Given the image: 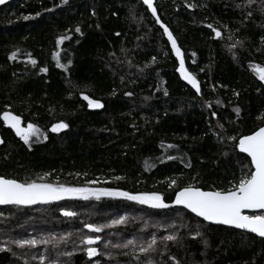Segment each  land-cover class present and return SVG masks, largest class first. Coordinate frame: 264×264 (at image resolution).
<instances>
[{
    "label": "trees",
    "instance_id": "trees-1",
    "mask_svg": "<svg viewBox=\"0 0 264 264\" xmlns=\"http://www.w3.org/2000/svg\"><path fill=\"white\" fill-rule=\"evenodd\" d=\"M156 6L201 92L183 79L180 57L142 0H11L0 7V175L160 192L169 203L189 184L231 190L254 171L238 141L264 126V84L254 67L264 68L260 0L251 6L247 0H157ZM61 36L67 39L61 42ZM236 41L243 46L230 50ZM84 95L103 107L90 108ZM9 110L22 117L23 128L32 123L40 130L28 143L3 121ZM61 120L69 127L51 131ZM171 179L177 183L170 186ZM65 209L77 215L67 217ZM120 216L125 224L99 233L85 227ZM88 235L101 240L82 243ZM169 235L177 239H163ZM153 236L156 251L141 253L139 247ZM33 237L56 239L23 249L12 243ZM130 240L136 243L122 247ZM5 244L16 255L0 252V264H143L149 257L156 264H264V238L210 224L181 207L153 208L120 196L0 206V245ZM87 247L98 254L88 257Z\"/></svg>",
    "mask_w": 264,
    "mask_h": 264
},
{
    "label": "snow or ice",
    "instance_id": "snow-or-ice-1",
    "mask_svg": "<svg viewBox=\"0 0 264 264\" xmlns=\"http://www.w3.org/2000/svg\"><path fill=\"white\" fill-rule=\"evenodd\" d=\"M62 3H67V0H61ZM143 4L147 5L153 15H155L157 23L162 24L164 32L167 34L168 39L171 41L172 48L175 49L177 56L180 57V71L183 75V79L188 81L197 92H200V82L197 80L196 76L191 72L187 71L184 67V59L181 53L180 47L178 46L177 38L174 36L173 32L168 28L167 25L163 24L160 20L159 15H157V8L154 4V0H142ZM256 0H247V6H251ZM5 3V0H0V4ZM261 11H264V0H260ZM194 4H189L188 7H195ZM241 7V5H237ZM95 14V13H93ZM39 15V13H37ZM251 16V12L248 13ZM133 18L135 15L133 13ZM28 19V17H24ZM212 25H209L211 28ZM227 27V26H225ZM76 32H80L81 29L77 27ZM216 37H221L222 33L219 28L214 29ZM119 35V33H117ZM60 41L63 42L67 37L61 36ZM231 39V37H229ZM243 41H236L229 46V49L237 48V45L243 46ZM261 44L264 46V37H261ZM259 50V49H258ZM16 52L11 55L12 59H16ZM155 61V58H153ZM32 64L36 61L32 60ZM69 64L71 61L68 62ZM67 70V66L64 64L59 65ZM259 79L264 81V68L258 65L254 66ZM42 71L47 72V68L42 69ZM166 94V93H165ZM131 96L132 93H127ZM239 95V93H235ZM84 99L88 101V106L90 108H102L103 104L99 99H91L88 95H84ZM219 103V101H217ZM211 107V104L208 103ZM236 113H240V108L235 109ZM215 115V113H213ZM3 121L15 129V132L20 136L25 143H28L32 134L39 133V129L36 125L32 123L27 124V128H23L22 117L20 115H15L11 110L5 111L3 113ZM69 124L63 120L52 125L51 131L59 132L63 129H67ZM223 129V125H219ZM218 138L221 140L224 137L217 133ZM46 138V137H45ZM228 139L236 140V137H228ZM0 143L3 140L0 139ZM169 147H173L169 145ZM238 147L244 153H247L251 157V164L255 166V170L248 175H242L238 183L234 185L231 190H215V191H204L200 187H196L192 184L182 187L175 194V200L173 201L176 205H183L187 209H190L193 213H196L199 217H203L207 221H212L224 225H232L240 229H247L253 233H257L260 237H264V214H245V209H260L264 210V127H260L257 131H254L250 135H245L239 138ZM227 155V153H225ZM168 159H174L173 157H168ZM49 175V174H45ZM177 181L175 179L170 180V186L175 185ZM65 196H81L83 199L87 200L90 196H95L97 199L100 196H120L126 197L128 200L138 201L141 204L150 205L153 208H167L168 204L165 203L164 196L160 192H144L133 194L127 191H121L119 189L111 188H101V189H88V188H75V187H65L64 185H55L50 183H37L35 180L31 182H21L17 179H6L4 176L0 175V204H15V205H31L38 202H50L63 199ZM64 215L67 217H74L77 214L73 211L67 209L64 210ZM127 222L125 216H120L117 219L111 220L110 224H92L88 223L85 227L92 229L94 232L99 233L103 231L106 227H111L113 225H121ZM202 234L198 227L195 230V236L200 237ZM71 233L67 236H61L58 238L59 241H65ZM53 239H56L55 237ZM53 239L42 237L40 239L29 238V239H16L12 243L17 245L19 248L23 249L25 247H35L38 244H50ZM166 241H175L177 239L176 235H169L163 238ZM101 240L99 235H88L82 238L81 242L87 245H93L96 241ZM136 242L134 240L128 241L122 247L127 248L129 245H133ZM203 243L207 246V241L204 240ZM157 240L153 236L151 241L147 246H140L139 251L141 253L148 254L150 252L156 251ZM116 247H121L117 245ZM88 257H94L98 254L99 249L96 247H87L84 249ZM11 252L13 255L16 253L7 244L0 245V252ZM110 255V253H106ZM129 253H125L128 255ZM62 255L71 257L72 252H65ZM42 260L47 259V257L42 256ZM140 257H136L139 261ZM173 259H175L173 257ZM51 264H59L58 260L53 259ZM99 264V261L96 262ZM143 264H156L154 260L150 257L145 259ZM176 264H180V261H176Z\"/></svg>",
    "mask_w": 264,
    "mask_h": 264
},
{
    "label": "water",
    "instance_id": "water-1",
    "mask_svg": "<svg viewBox=\"0 0 264 264\" xmlns=\"http://www.w3.org/2000/svg\"><path fill=\"white\" fill-rule=\"evenodd\" d=\"M11 0H5V3H3V4H0V7L1 6H3V5H5V4H7L8 2H10ZM156 1L157 0H154V4H155V6H156ZM145 5V4H144ZM147 8H148V6L147 5H145ZM156 8H157V6H156ZM148 10H149V12L152 14V12H151V9H149L148 8ZM157 15H159V13H158V10H157V13H156ZM152 16L155 18V15H153L152 14ZM159 17H160V15H159ZM155 20H156V18H155ZM160 20L161 21H163L162 19H161V17H160ZM161 28H162V30H163V32H164V29H163V26H162V24H160V23H157ZM163 24L164 25H167L165 22H163ZM168 26V25H167ZM168 28H169V26H168ZM170 29V28H169ZM171 30V29H170ZM172 31V30H171ZM164 34H165V37H166V39L169 41V43L171 44V41L168 39V37H167V34L164 32ZM175 36V35H174ZM179 71H180V67H179ZM263 84H264V81H263ZM261 127H264V126H261ZM260 128V127H259ZM258 128V129H259ZM257 129V130H258ZM257 130H255V131H257ZM253 133V132H252ZM252 133H250V134H252ZM250 134H247V135H250ZM245 136V135H244ZM243 137V136H242ZM239 151L241 152V153H243V154H246L247 156H249L247 153H244L243 151H241L240 150V148H239ZM250 157V156H249ZM250 159H251V157H250ZM253 168H254V170H255V166L253 165ZM6 178V177H5ZM6 179H12V178H6ZM197 187V186H196ZM201 188V187H200ZM202 190H204V191H215V190H210V189H203V188H201ZM93 190H95V189H93ZM180 190V189H179ZM178 190V191H179ZM122 191V190H121ZM177 191V192H178ZM65 197H70V196H65ZM75 197V196H74ZM175 200V196H174V199H173V201ZM173 201L172 202H165L166 204H168L169 205V207H167V208H170V207H174V206H177V207H181V208H184V209H186L187 211H189L190 213H192L194 216H196V217H198V218H200L201 220H204L205 222H208V223H210V224H213V225H221V226H226V227H230V228H235V229H238V230H242V231H246V232H249V233H251V234H254V235H256V236H258V237H260L257 233H253V232H251V231H249V230H247V229H240V228H237V227H235V226H232V225H224V224H220V223H216V222H212V221H207V220H205L203 217H199L196 213H193L190 209H187L185 206H183V205H176V204H174L173 203ZM51 202V201H50ZM41 203H44V202H38V203H36V204H41ZM7 205H13V204H0V206H7ZM31 205H35V204H31ZM25 206H29V205H25ZM245 211V214H248L249 212H259V211H263L264 212V210H260V209H245L244 210ZM249 215V214H248ZM261 238H264V237H261Z\"/></svg>",
    "mask_w": 264,
    "mask_h": 264
},
{
    "label": "rangeland",
    "instance_id": "rangeland-1",
    "mask_svg": "<svg viewBox=\"0 0 264 264\" xmlns=\"http://www.w3.org/2000/svg\"><path fill=\"white\" fill-rule=\"evenodd\" d=\"M262 68V67H261ZM200 92H201V88H200ZM216 136H217V134H216ZM218 137V136H217ZM1 139V138H0ZM250 215V214H249Z\"/></svg>",
    "mask_w": 264,
    "mask_h": 264
},
{
    "label": "bare ground",
    "instance_id": "bare-ground-1",
    "mask_svg": "<svg viewBox=\"0 0 264 264\" xmlns=\"http://www.w3.org/2000/svg\"><path fill=\"white\" fill-rule=\"evenodd\" d=\"M159 26V25H158Z\"/></svg>",
    "mask_w": 264,
    "mask_h": 264
}]
</instances>
